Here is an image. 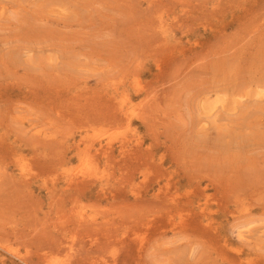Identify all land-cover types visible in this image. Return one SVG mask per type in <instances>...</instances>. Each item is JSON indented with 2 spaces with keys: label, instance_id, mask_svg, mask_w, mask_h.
<instances>
[{
  "label": "rangeland",
  "instance_id": "374dc122",
  "mask_svg": "<svg viewBox=\"0 0 264 264\" xmlns=\"http://www.w3.org/2000/svg\"><path fill=\"white\" fill-rule=\"evenodd\" d=\"M0 264H264V0H0Z\"/></svg>",
  "mask_w": 264,
  "mask_h": 264
}]
</instances>
